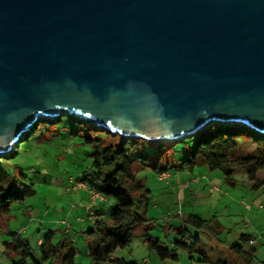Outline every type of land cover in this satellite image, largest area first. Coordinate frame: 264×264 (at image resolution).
Wrapping results in <instances>:
<instances>
[{
  "label": "water",
  "instance_id": "1",
  "mask_svg": "<svg viewBox=\"0 0 264 264\" xmlns=\"http://www.w3.org/2000/svg\"><path fill=\"white\" fill-rule=\"evenodd\" d=\"M62 112L150 142L264 134V0H0V154Z\"/></svg>",
  "mask_w": 264,
  "mask_h": 264
},
{
  "label": "trees",
  "instance_id": "2",
  "mask_svg": "<svg viewBox=\"0 0 264 264\" xmlns=\"http://www.w3.org/2000/svg\"><path fill=\"white\" fill-rule=\"evenodd\" d=\"M41 126L45 127L43 131L39 129ZM48 126H53L52 132L58 136L82 148L76 153L80 161L74 167L73 179L82 183L87 191L96 192L102 197V200L90 207L91 217L85 212L79 217L82 219L79 229L71 231L82 242L90 258L89 264H138L115 258L113 253L116 249L128 246L133 228L147 221L144 216L148 206L146 193L149 191L144 189L143 183L136 180L134 175L143 166L150 167L157 176L169 173L170 169L192 171L196 167L205 166L208 170L220 171L224 181L231 187L236 185L233 168L239 167L251 184V189L264 191V180L257 179V173L264 170V134L240 123H212L194 135L177 141L148 142L123 138L87 119L62 112L52 120L39 117L28 129L23 142L33 139L37 131L42 134ZM178 143L179 146L173 150L171 146ZM244 143L253 145L251 152L241 150ZM146 144H149V149L152 147L158 150L155 164L149 161L148 147H144ZM19 147L20 144L9 154L0 157H15ZM176 152L184 156L176 158ZM160 163L164 165L160 166ZM134 166H137L136 170ZM43 178L30 183L23 173L13 176L11 181L0 174V218L10 215L13 204H21L28 197H34V185L43 181ZM187 225L196 234H189ZM221 229L218 222L212 223L189 215L182 220L181 227L176 229L179 240L173 242L172 249H167L159 239L150 236L148 224L143 225V241L161 262L168 259L176 261V251L181 249L191 258L192 254H199L201 258L197 261L205 264H264V261L255 259L259 241L256 245L250 244L256 237L249 235H241L236 244L229 246L225 258L209 259L199 248L201 235L222 244ZM8 234L10 239L4 243L5 251L19 257V262L15 264H27L28 260L29 264H77V241L73 234L65 231V226L60 230H43L40 242H37L38 260L32 255L29 243L22 238L23 233L9 230Z\"/></svg>",
  "mask_w": 264,
  "mask_h": 264
},
{
  "label": "rangeland",
  "instance_id": "3",
  "mask_svg": "<svg viewBox=\"0 0 264 264\" xmlns=\"http://www.w3.org/2000/svg\"><path fill=\"white\" fill-rule=\"evenodd\" d=\"M44 118L52 120L54 117ZM44 128L41 126L39 129L43 131ZM52 131L53 126L46 127L42 134L37 131L27 143L23 142L27 133L24 132L8 151L0 154H9L20 144L15 157H0V174L5 175L8 180L11 181L19 173L26 175L27 182L30 183L44 177L43 181L34 185V197H28L21 204H13L10 215L0 218V264L19 262V257L5 251L4 243L10 239L9 230L15 233L23 231L22 238L29 243L32 255L38 260L37 242H40L43 230L49 227L54 230L64 229V225L54 222L63 219L71 205L73 209L76 208L73 196L85 193L81 189L72 193L65 190L69 177L74 178V167L80 161V156L76 153L82 148L72 145L71 140ZM148 146L149 144L144 145L145 148ZM178 146L179 143L171 148L175 150ZM252 149V144L244 143L241 146V150L246 153ZM147 151L150 154L149 161L155 164L158 150L148 147ZM178 156L184 155L176 152V158ZM163 165L160 163V166ZM136 169L137 166H134V170ZM233 171L236 181L234 187L227 185L220 171H211L205 166L196 167L192 171L170 169V178L164 180H160L147 166L135 171V179L141 181L144 189L149 191L146 193L148 206L144 216L147 221L133 228L130 244L116 249L113 256L138 264H205L197 261L201 258L199 254H192L191 258L181 249L176 251V261L168 259L161 262L143 241V225L148 224L150 236L159 239L167 249H172L173 242L179 240L176 229L181 227L182 220L195 215L205 221L218 222L222 226V244L201 235L199 248L209 259L225 258L229 246L236 244L241 235H249L257 237L259 241L255 252L256 261H264V191L251 189L241 168H233ZM166 176L163 174L162 179ZM257 179L264 180V170L257 173ZM84 210L87 211L85 206ZM186 229L189 234H196L192 227L187 225ZM71 234L77 241L75 245L79 251L76 263L89 264L90 258L86 255L82 242L74 232ZM26 263L29 264L30 261Z\"/></svg>",
  "mask_w": 264,
  "mask_h": 264
},
{
  "label": "crops",
  "instance_id": "4",
  "mask_svg": "<svg viewBox=\"0 0 264 264\" xmlns=\"http://www.w3.org/2000/svg\"><path fill=\"white\" fill-rule=\"evenodd\" d=\"M166 174V178H159L160 176H158V178L160 180H164V179H169L170 178V173H164ZM249 183V182H248ZM250 184V183H249ZM88 201V197L86 193H78L77 195L73 196V202L76 204V208H72L71 207L73 205L70 206L69 210H67L64 218L66 217L67 222H68V227L65 226V231L71 233V231L73 229H79V224L82 222L81 217L86 211L84 210V206H86L85 204H87ZM75 217V220H73V218ZM70 220V221H69ZM50 228V227H49ZM77 237V236H76ZM257 238V237H256Z\"/></svg>",
  "mask_w": 264,
  "mask_h": 264
},
{
  "label": "built area",
  "instance_id": "5",
  "mask_svg": "<svg viewBox=\"0 0 264 264\" xmlns=\"http://www.w3.org/2000/svg\"><path fill=\"white\" fill-rule=\"evenodd\" d=\"M163 174L159 177L160 179L162 178ZM84 190L89 198H88V203L87 205L85 206L86 207V213H89L90 214V217L92 215V211L90 210V207L96 202V201H100L102 200V197L96 193V192H92V191H87L85 186L82 184V183H79V182H75L74 179L72 177H69V180H68V186L65 187V190L67 193H72V192H75V191H78V190ZM73 208V206L71 207V209ZM88 210H90V212H88ZM82 221V220H81ZM54 224H62L66 227H68V222H67V219L66 217L63 218V219H60V220H57L54 222ZM19 233H23V231H19ZM258 243V238L256 239H252L250 241V244L252 245H256ZM264 243V241H263Z\"/></svg>",
  "mask_w": 264,
  "mask_h": 264
}]
</instances>
